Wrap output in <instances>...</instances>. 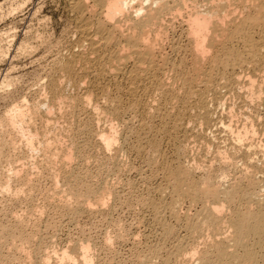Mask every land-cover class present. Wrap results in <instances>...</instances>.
<instances>
[{
    "label": "bare ground",
    "instance_id": "obj_1",
    "mask_svg": "<svg viewBox=\"0 0 264 264\" xmlns=\"http://www.w3.org/2000/svg\"><path fill=\"white\" fill-rule=\"evenodd\" d=\"M66 1L71 10L70 17L75 21L74 30L78 39L63 59L60 73L52 77L50 91L54 93L58 85L68 81L67 84H71L73 88L88 86L98 92V97L106 100V106L95 107L98 122L107 111L114 110V115L106 117L108 120L105 122L109 121L107 129L99 134L104 151L110 153L122 140L119 137V125L125 124L124 119L129 112L139 121V130L150 129L156 136L159 135L157 131L163 130L162 136L169 142L186 132L185 121L189 119L205 129L204 126L215 120L213 112L220 111L223 115L231 112L233 109L225 112V100L238 89L246 90V93L238 90L239 93L246 94V101L249 99L252 103L254 100L264 106V0ZM257 79H260L259 86L255 85ZM64 85L66 87V83ZM61 87L63 88L60 86L59 89ZM115 92L122 96L115 98ZM92 95L93 93L86 95L82 100L86 107L92 105ZM66 104L63 106V101L57 100L52 105H44L47 106L46 115L49 117L56 110L59 114L64 112ZM69 105L68 103L67 107ZM28 112V107L19 104L0 118L2 132L11 134L8 135L10 143L6 141L13 153L18 152L21 146L28 153H33L40 147L47 154L54 148L55 152L49 157L51 164L54 161L53 164H56L63 157V161L67 162L78 159V154L73 152L61 156L58 135L41 139L37 133H31L27 125ZM149 113H152V119H149L151 127L146 123ZM229 114L226 115L227 118H223L225 115L220 119L217 117V121L220 129L231 134L237 144L234 146H239L244 151L245 162L241 163L244 164L243 168H240L238 176L227 186L226 181L230 178L225 179L224 175H221L218 183L212 180L201 181L196 174L186 170L181 163L180 154H176L171 162H167L166 158V170L157 189L158 197L150 199L147 207L152 213L160 241L165 244L174 241V244L171 243L173 246L165 252L163 246L161 248L155 245V248H150L146 260L141 259L140 264H264V180H260L259 168L253 159L256 151L254 137L258 134V129H255L253 123H246L242 128L237 129L238 126L234 130L233 117L231 121L228 120ZM47 119L49 121L47 120L46 128L54 130L52 119ZM124 138L123 146L129 143ZM1 141L3 140L0 143ZM261 146L264 153V145ZM1 148L0 154L4 149ZM235 151L234 154L239 150ZM234 154L225 150L219 152V158L224 160V164H228L236 160L238 155ZM7 163L11 166L12 161L7 159ZM4 169L0 161L1 174ZM8 178L12 179L11 175ZM53 178L57 176L53 174ZM8 180H4L1 191L12 192V196L18 199L23 190H12L11 181ZM76 184L77 186H69L66 191L60 190L63 194L59 195L62 196L60 199L62 198L65 208L70 209V213L75 211V208L72 209L73 204L81 199L85 202L83 209L89 211L95 205L97 207L106 203L108 190L95 193L91 188L83 189ZM183 187L186 189L183 190ZM187 203L191 207L199 206L200 210L195 214L190 210L183 215L182 210ZM79 206L78 204L77 210L82 209ZM23 219L18 222L19 226L24 223ZM178 228L183 230L184 236L181 237ZM3 231L4 234H1ZM3 231L0 232V246H14L17 241L16 230ZM23 238L22 235V240ZM20 248L23 253L25 248L22 245ZM77 248L81 254V264L96 263L97 257L90 244L86 242ZM29 253L32 254L31 250L27 254ZM52 253L55 254V251L50 252L49 256ZM20 254L19 252L17 255ZM56 254L59 264H79L75 254L67 250ZM49 259L50 257L42 260L43 264H48Z\"/></svg>",
    "mask_w": 264,
    "mask_h": 264
},
{
    "label": "rangeland",
    "instance_id": "obj_2",
    "mask_svg": "<svg viewBox=\"0 0 264 264\" xmlns=\"http://www.w3.org/2000/svg\"><path fill=\"white\" fill-rule=\"evenodd\" d=\"M70 16L72 17L71 10L66 0H0V118L15 105L26 106L29 110L27 125L31 133H37L41 139L45 136L52 138L58 135L60 140L58 148L61 156L73 152L80 157L68 162L63 161V157L58 159L56 164H53L55 161L51 164L49 157L55 152L54 148L47 154L40 150V147H37L33 153H28L25 151V147L21 146L22 148H18L20 151L17 150L18 152L13 153L14 151L12 152V148L8 144L11 141L8 137L10 133L5 134L0 128V136L4 137V139H0L3 140L0 147L4 148L0 154L1 157L3 155L0 161L6 169L3 170V174L0 172V191L3 189L5 181L9 179L8 176L11 175L12 178L14 174L17 177L9 179L11 182L8 180L12 190L18 188L23 190V196L21 195V198L18 199L12 196V192H5V190L0 192V232L7 229L16 230L15 238L17 240L14 246L11 244H7L8 247L7 245L0 246V257H2L0 264H24L27 258H31L27 259V263L43 264L42 260L45 261L48 257L51 259V256L52 259L48 260V264H55V261L56 264H59L60 261L57 259L58 254L56 253L62 254L66 250L75 254L81 264V254L77 251L79 250L77 247L83 243L86 244V242L92 246L93 253L97 257L95 264H140L148 257L149 250L156 246L161 248L163 246L164 252L169 250L174 241L170 244L160 241L159 232L154 226L155 223L153 224V216L147 203L150 199L158 197L157 189L161 185L166 164L174 160L176 154H180L182 157L181 163L186 170L196 174L203 182L212 180V182L218 183L224 175L225 179H227L226 177L230 178L227 181L224 180L228 186L234 177L238 176L237 174L240 173L244 165L241 163L245 162L244 151L240 150L239 146H234L237 144L233 137L220 129L218 122V118L220 119L224 115L223 118H227L226 115L229 113L228 120L233 117L234 130L238 126L237 129L242 128L241 126L246 123L254 124L255 129H258V134L254 137L256 151L253 153V159L257 162L255 163L259 168L260 180H264V153H262L263 147L261 146L264 145V106L254 100H252L253 104L249 99L247 102L244 99L247 98L244 97L246 90L238 89L245 93L241 92V94L236 90L226 97L228 100L226 99L225 102L228 107L226 106L225 112L227 109L228 111L233 109L234 113L231 111L232 114L227 112L223 115L220 111L213 112L216 114H213V120H215L204 126L205 129L193 121L190 122L191 119H189L185 121L186 132L177 136L173 140L174 143L173 141L168 142L163 137V130L157 131L159 132L158 136L147 128L139 130V121L133 118V114L129 112L125 116V124L119 125V137L121 136L122 140L110 153L104 151L99 134L107 129L109 121L105 122L108 120L106 117L110 118L114 115V110L107 111L98 122L95 107L96 105L106 106V100L98 97V92L89 89L88 86L77 89L73 88L71 84V86L67 84L68 81L58 85V89L54 93L50 91L52 77L60 73L63 59L78 39L75 21ZM259 81L260 79L255 85L259 86ZM60 86L63 88L59 89ZM61 91H63L62 95ZM92 93V105L86 107L82 100L86 95ZM117 93L115 98L122 96ZM46 96L48 97L46 98ZM59 99L61 102L63 101V106L67 103L64 112L59 114L56 110L48 117L45 111L47 106L44 105H52L57 100L59 102ZM245 101L246 104H244ZM227 102L229 103L227 104ZM68 103L70 107H67ZM247 103L251 104L248 106ZM149 114L146 123L151 127L152 113ZM233 114L234 116H232ZM47 118L50 121L52 119L54 129L52 131L46 128L48 126ZM215 122L218 124L216 125ZM123 138L127 143L129 142L125 146L122 143ZM223 150L230 154L239 150L235 151L236 155L234 154L238 155L236 160L224 164V160L219 158V152H224ZM7 159L12 161L11 166L7 163ZM11 172L14 174H9ZM53 174L57 176L58 180L53 178ZM26 181L29 182L23 186ZM76 183L83 189H93L95 193H100L104 189L108 190L109 197L106 203L102 206L97 205V207L95 205L96 208L89 211L83 209L85 205L83 206L84 200L81 199L72 206L75 211L72 209L71 211L75 213H70V209L65 208L60 197L63 196L61 194L63 189L66 191L69 186L74 184L77 186ZM58 190L62 192L60 191L59 194ZM75 204L77 207L74 206ZM78 204L82 209L77 210L79 209ZM64 209H67L68 213ZM190 210L192 214H195L200 210V207L184 204L183 215ZM22 218L27 219H23L24 226L22 224L21 227L18 222ZM2 228L5 229L2 230ZM178 231L179 234L181 233V237L184 236L182 229L178 228ZM1 234H4V231ZM22 235L24 236L23 240ZM29 236L33 238H29ZM27 239L28 241H25ZM20 244L27 252L22 249V253ZM17 246L20 248L19 251ZM10 247L12 249H9ZM30 250L33 255L27 254ZM38 251L39 253H37ZM53 251L56 255L52 254L56 258H53L55 257L53 255L49 256ZM19 252L21 254L17 255ZM163 254L165 255V253ZM74 264H78V262Z\"/></svg>",
    "mask_w": 264,
    "mask_h": 264
}]
</instances>
